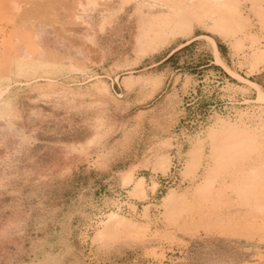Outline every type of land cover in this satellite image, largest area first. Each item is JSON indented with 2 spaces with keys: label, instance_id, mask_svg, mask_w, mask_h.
Listing matches in <instances>:
<instances>
[{
  "label": "rangeland",
  "instance_id": "374dc122",
  "mask_svg": "<svg viewBox=\"0 0 264 264\" xmlns=\"http://www.w3.org/2000/svg\"><path fill=\"white\" fill-rule=\"evenodd\" d=\"M238 1L0 0V264H264V0ZM193 32L168 86L142 69Z\"/></svg>",
  "mask_w": 264,
  "mask_h": 264
},
{
  "label": "crops",
  "instance_id": "0c3cea01",
  "mask_svg": "<svg viewBox=\"0 0 264 264\" xmlns=\"http://www.w3.org/2000/svg\"><path fill=\"white\" fill-rule=\"evenodd\" d=\"M96 4H98V3L95 2L94 6ZM84 8H85V1L82 4V13H81L82 14L81 17L83 20L85 19V16H87L85 11L91 10L90 8H85V9ZM134 8H135V6H134ZM133 9L131 10V14L133 13ZM107 21H108V19L106 17L101 22V24L103 25ZM192 31H194V29H192ZM195 32H193V34H191V36H183L178 44H177V36L173 37L165 47L161 48L158 51L153 52L150 55V57H149L150 59H149V61H147V65L144 66L142 69H149L150 73L153 72V73L157 74V77L161 79V82H163V85H161V86H168V83L165 84V82L168 81L167 80L168 75H170V77H171L172 76L171 73L177 72L181 69L178 67L179 63H177V57L179 55V53H178L179 50H183V48H185V46L192 44L193 42H195L201 38H204V37L207 38L208 37V36L203 35L201 33H195ZM140 38H141V35L138 36V45L140 42ZM215 44H216V52H217L219 59L224 63L225 66L229 67L227 58L230 55V53L228 51L227 45L225 43H223L222 41L219 43V45L216 42H215ZM212 54H213L214 58L216 59L214 52H212ZM212 62L215 64H218L216 61H209V63L202 65L200 67L209 66V65H211ZM220 68H222L223 71H226V69L224 67L220 66ZM250 248L251 247L244 248V249L250 250ZM254 257H256V256H254V255L251 256V258H254ZM252 260L253 259L249 260L247 258L245 260V262H243L242 264H250V263L256 262V261L252 262ZM257 264H260V263L257 262Z\"/></svg>",
  "mask_w": 264,
  "mask_h": 264
},
{
  "label": "bare ground",
  "instance_id": "6f19581e",
  "mask_svg": "<svg viewBox=\"0 0 264 264\" xmlns=\"http://www.w3.org/2000/svg\"><path fill=\"white\" fill-rule=\"evenodd\" d=\"M211 5L213 7H215V9H217L218 11H222L223 14H225L226 16H228L231 19H241L242 18V12H241V5L240 2L238 0H213V4L211 3ZM67 6V5H66ZM257 9L261 10L260 5H256ZM71 9V8H70ZM20 12V11H19ZM3 17V16H2ZM17 18V17H16ZM212 42V44L214 45V47H216L215 41L211 38H209ZM59 52V51H58ZM49 53H47L48 55ZM55 55V54H54ZM57 55V52H56ZM49 57V56H48ZM60 57V56H59ZM29 60V59H28ZM60 60V59H59ZM24 61V59H23ZM33 61V60H32ZM225 66V65H224ZM226 67V66H225ZM227 68V67H226ZM228 69V68H227ZM251 84H253L255 87L259 88L257 86V84H255L254 82H251ZM170 197V195H169Z\"/></svg>",
  "mask_w": 264,
  "mask_h": 264
}]
</instances>
